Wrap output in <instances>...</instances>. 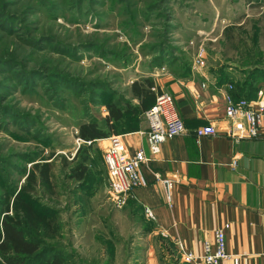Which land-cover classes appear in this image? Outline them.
<instances>
[{
  "label": "rangeland",
  "instance_id": "374dc122",
  "mask_svg": "<svg viewBox=\"0 0 264 264\" xmlns=\"http://www.w3.org/2000/svg\"><path fill=\"white\" fill-rule=\"evenodd\" d=\"M0 11L15 24L0 27V193L16 190L32 162L50 160L51 182L35 183L34 195L56 211L59 232L42 241L60 264H143L149 244L170 264L173 242L144 231L153 218L108 198L102 150L77 136V124L100 121L105 101L130 96L132 79L191 71L199 46L204 64L238 76L256 52L264 66V0H0ZM229 23L240 27L223 38ZM80 143L90 156L77 180Z\"/></svg>",
  "mask_w": 264,
  "mask_h": 264
},
{
  "label": "crops",
  "instance_id": "0c3cea01",
  "mask_svg": "<svg viewBox=\"0 0 264 264\" xmlns=\"http://www.w3.org/2000/svg\"><path fill=\"white\" fill-rule=\"evenodd\" d=\"M233 70L204 64L185 73L161 71L155 75L154 83L159 92L170 95L173 112L181 117L184 129L165 138L155 154L147 148L142 114L137 129L119 132L126 153L141 147L147 156L138 168L142 182L131 189L125 203L151 209L153 226L144 227L145 232L162 230L171 242L178 238L185 249L195 253L201 251L204 239H212L215 227L228 223L224 228L228 255L220 264H264V128L257 136L236 140L225 132L229 120L223 113L222 86L243 75ZM256 86L262 89L259 99L264 104V77ZM207 122L216 131L195 137V126ZM104 141L95 139L99 148ZM233 156L236 163L231 167ZM162 179L167 180L166 186ZM149 246L144 253L139 251L137 261L161 264ZM173 253L170 264L174 260L175 264H189L180 261L176 250Z\"/></svg>",
  "mask_w": 264,
  "mask_h": 264
},
{
  "label": "trees",
  "instance_id": "16d2710c",
  "mask_svg": "<svg viewBox=\"0 0 264 264\" xmlns=\"http://www.w3.org/2000/svg\"><path fill=\"white\" fill-rule=\"evenodd\" d=\"M252 1L258 3L262 0ZM13 15V13L0 11L1 29L7 32L14 30ZM237 27L240 26L234 23L225 24L221 29L223 38H231ZM34 44L41 46L38 41ZM259 54L256 52L254 55L255 63L239 69L245 76L232 84L230 91L234 98L239 96L251 98L255 94L257 80L264 77L262 76L264 66H261L262 63L257 64L261 62ZM0 68L6 67L0 66ZM21 75L26 81L29 80L26 74ZM126 90L130 94L129 97L119 96L118 99L103 103L106 113L100 121L88 119L78 123L77 136L83 141L91 142L94 138L103 137L109 133L137 129L143 110L153 103L159 88L152 77L143 75L132 79ZM89 146L90 144H79V152L70 167L71 176L77 180H81L84 176L86 162L90 156ZM51 174L50 160L34 161L25 172V180L16 190L0 193V264H60L63 262V258L58 256L56 247L44 244L42 241L59 232V221L55 218L56 211L39 202L34 195L35 183L49 185Z\"/></svg>",
  "mask_w": 264,
  "mask_h": 264
},
{
  "label": "built area",
  "instance_id": "2783aa9c",
  "mask_svg": "<svg viewBox=\"0 0 264 264\" xmlns=\"http://www.w3.org/2000/svg\"><path fill=\"white\" fill-rule=\"evenodd\" d=\"M203 65L204 55L199 46L194 53L192 69H198ZM231 88L230 82H226L222 86L223 113L229 120L225 132L234 140L240 137L259 135L261 129L264 128V104L259 99L262 89L257 88L253 98L244 96L234 98L230 91ZM142 115L146 120V128L143 132L147 148L151 154L158 152L159 145L165 138L178 134L184 129L181 117L173 112L171 97L167 92L155 93L153 103L143 110ZM215 131L216 127L210 122L197 125L194 128L195 137L211 134ZM101 138L105 139L100 148L107 172L106 191L110 201L114 205L120 206L125 202L131 189L141 184L142 178L138 168L147 159V156L141 147L132 153H126L123 150L121 134L119 133H109ZM235 163L236 158L233 156L229 165L233 167ZM153 175L157 179L160 177L157 172H154ZM162 182L166 186L167 180L162 179ZM143 209L145 216L154 218L149 207ZM227 226L228 223H223L215 227L212 231V239L202 241L199 253L185 249L180 239L173 238L172 242L180 259L189 264H220L221 258L228 255L224 250V228Z\"/></svg>",
  "mask_w": 264,
  "mask_h": 264
}]
</instances>
